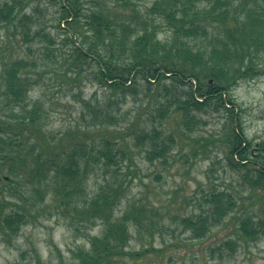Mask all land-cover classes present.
<instances>
[{
  "label": "trees",
  "instance_id": "trees-1",
  "mask_svg": "<svg viewBox=\"0 0 264 264\" xmlns=\"http://www.w3.org/2000/svg\"><path fill=\"white\" fill-rule=\"evenodd\" d=\"M86 1L99 3L84 18L90 39L82 46L75 45L73 64L95 63L99 83L119 93L126 91L137 73L158 82L167 77L178 84L187 81L190 90L184 100L176 102L174 113L181 115L180 120L188 130L189 124L196 121L193 112H201L210 105L232 112L228 107L231 102H224L223 95L240 80L258 75L254 60L264 53V0H155L151 14L156 12L166 21L172 32L169 41L158 39L155 28L148 27L146 22L135 28L136 19L122 18L106 10L100 0H67L61 19L69 26L78 23L82 3ZM28 2L0 0V27L16 29L26 25L29 18L22 11ZM195 39L201 42L197 47ZM28 65L22 58L12 61L0 58V177L5 184H13L20 176L29 193L23 201L30 202L31 207L37 206L36 198L42 202L50 195L53 209L61 210L66 217L85 219L90 225L99 221L103 225L101 235L91 237L90 250L78 256L81 264L110 263L111 256L124 255L130 225L137 232L159 225L147 215L144 206H131L120 217L115 216L125 188L115 186L107 178L109 171L113 174L115 169L110 167L117 163L118 157L122 162H133L128 136H134L136 142L148 137L151 157L167 152L168 145L158 142L157 129L150 134L144 129L137 132L135 127L128 128L126 134L113 133L109 125L116 117L108 108L116 102L110 97L106 101H82L89 115L85 122L93 128L89 135L74 128L64 133L73 138L65 144L56 141L55 136H47L41 126L44 108L28 97L35 84L24 72ZM157 112L161 122L170 114L166 108ZM168 141L173 140L168 137ZM229 144L228 164L241 173L240 178L250 190L261 189L264 193V141L251 145L243 131L233 128ZM36 148L40 152L34 154ZM99 170L103 183L94 195L87 197L83 179L88 172ZM238 200L237 194L225 189L203 193L201 203L196 200L200 206L197 213L173 217L171 222L181 226L189 234V240L196 242L235 220L233 237L223 239L218 247L219 251L224 247L232 254L241 243L264 239V219L247 212L233 214L241 203ZM26 214L29 212L21 209L4 213L0 206L1 235L16 237ZM128 254L133 259L145 256L144 251Z\"/></svg>",
  "mask_w": 264,
  "mask_h": 264
},
{
  "label": "rangeland",
  "instance_id": "rangeland-1",
  "mask_svg": "<svg viewBox=\"0 0 264 264\" xmlns=\"http://www.w3.org/2000/svg\"><path fill=\"white\" fill-rule=\"evenodd\" d=\"M100 1L106 10L122 18L136 19L135 28L146 22L148 27L155 28L158 39H171L172 32L163 17L154 11L151 14L155 0ZM98 3H82L80 21L70 27L61 19L67 0H29L22 11L29 18L26 25L16 29L0 27V58L3 61L22 58L27 65L33 63L24 71L35 83L28 97L42 104L45 115L42 129L47 136H55L56 141L62 144L71 141L72 136L64 133L74 128L89 135L93 128L85 122L89 115L82 101H106L110 97L116 102L108 108L116 117L109 125L113 133L126 134L128 128L135 127L137 132L144 129L150 134L157 129L158 142L168 145L167 152L151 157L148 137L136 142L134 136H128L133 162H122L118 157L117 163L110 167L115 169L113 174L109 171L107 178L115 186L125 188L115 216L120 217L131 206H144L147 215L159 225L139 232L130 225L124 255L111 256L107 264H264V239L241 243L232 254L224 247L218 250L223 239L233 237L235 220L196 242L189 240V234L181 226L171 222L173 217L197 213L200 206L196 200L201 203L203 193L224 189L239 196L241 203L234 215L247 212L264 219L263 191L250 190L240 178L241 173L232 169L226 158L233 128L243 131L251 145L264 141V53L254 60L258 75L240 80L223 95L224 102H231L228 107L233 111L210 105L201 112H193L196 121L189 124L188 130L180 120L181 115L174 113L176 102L184 100L190 90L187 81L178 84L167 77L158 82L137 73L126 91L119 93L99 83L95 63L73 64L75 45L82 46L90 39L84 18ZM195 42L196 47L201 44L198 39ZM162 108L170 114L161 122L157 111ZM39 152L36 148L34 154ZM101 170L88 172L83 179L87 197L94 195L103 183ZM22 178L26 180L23 175ZM21 180L19 176L13 184H5L0 177V206L4 213L19 209L29 212L16 237L0 233V264H81L78 255L90 250L91 237L100 236L103 225L99 221L90 225L85 219L66 217L61 210L53 209L50 195L42 202L36 198L37 206L31 207L30 202L23 201L29 193ZM150 248L160 252L147 251ZM143 251L145 256L140 259L128 254Z\"/></svg>",
  "mask_w": 264,
  "mask_h": 264
}]
</instances>
